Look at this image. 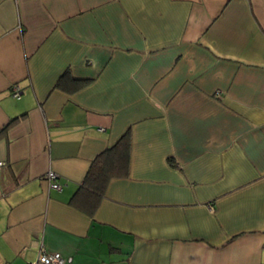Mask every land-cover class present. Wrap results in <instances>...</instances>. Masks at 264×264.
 <instances>
[{
    "label": "crops",
    "instance_id": "1",
    "mask_svg": "<svg viewBox=\"0 0 264 264\" xmlns=\"http://www.w3.org/2000/svg\"><path fill=\"white\" fill-rule=\"evenodd\" d=\"M66 69L90 81L55 87ZM16 117L0 264H264V0H0V129ZM127 130L129 175L74 208Z\"/></svg>",
    "mask_w": 264,
    "mask_h": 264
},
{
    "label": "trees",
    "instance_id": "2",
    "mask_svg": "<svg viewBox=\"0 0 264 264\" xmlns=\"http://www.w3.org/2000/svg\"><path fill=\"white\" fill-rule=\"evenodd\" d=\"M73 83V87L85 84L90 78H74L68 69L57 79L55 87L64 89L66 82ZM19 118L9 120L1 129L0 136L15 124ZM131 138L129 131H125L112 145L99 153L91 162L87 173L78 189L73 194L71 205L92 216L101 202L108 183L112 179H122L129 175Z\"/></svg>",
    "mask_w": 264,
    "mask_h": 264
},
{
    "label": "built area",
    "instance_id": "3",
    "mask_svg": "<svg viewBox=\"0 0 264 264\" xmlns=\"http://www.w3.org/2000/svg\"><path fill=\"white\" fill-rule=\"evenodd\" d=\"M12 90V97L15 100H18L20 98V90L17 86L13 85L11 86ZM2 163L0 162V165ZM47 180L50 183V187L55 190H59L60 186L58 183H56L57 175L53 171H48L45 175ZM36 264H67V260L64 259L60 254L58 253H45L41 252L39 254V257L36 261Z\"/></svg>",
    "mask_w": 264,
    "mask_h": 264
}]
</instances>
